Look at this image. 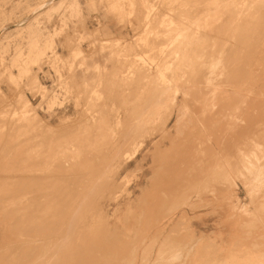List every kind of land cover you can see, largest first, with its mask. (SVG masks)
<instances>
[{
  "label": "rangeland",
  "instance_id": "rangeland-1",
  "mask_svg": "<svg viewBox=\"0 0 264 264\" xmlns=\"http://www.w3.org/2000/svg\"><path fill=\"white\" fill-rule=\"evenodd\" d=\"M71 1L53 9L51 5L55 1L45 4L48 0H0V29L5 28L0 33V67L3 65V70L2 67L0 69V125L4 123L0 128L6 132L0 129V136L6 140L0 137V264H38L35 256L38 253L39 258L47 257L52 250L49 246H54L55 264H223L222 259L232 257L253 258L257 264H264V123L256 132L246 129L251 121L264 122V110L254 111L247 105L246 100L254 96L231 97L230 94L232 90L239 89L232 82L238 71L246 70L248 77L252 73L251 81L264 82V0H229L228 7L226 0H74L76 6L70 8ZM111 3H120L122 11L119 15L114 13ZM240 4L247 10L242 12L245 19L235 14ZM217 5L221 6H218V11ZM206 6L211 13L216 9V19L205 15ZM193 9L197 10L196 16ZM224 9H228L224 11L226 15L220 16ZM187 10L193 11L192 18L197 17L198 20L202 15H205L202 18L209 19L212 16V21L216 20L214 25L218 27L232 17L242 21L239 25L234 23L238 26L232 29L229 23L226 24L231 33L224 28L223 35L221 28L222 37L221 34L216 36L215 50L202 54L197 62L193 52L188 60L191 63H185L189 58L186 54L188 49L178 46V49L182 47V58L187 57L184 58L186 61L172 60L171 57V62L164 63V67L167 66L162 72L166 76L172 73L170 76L173 75L172 81L176 84H192L190 87L178 86L176 93L170 87L165 91L157 85L158 75L151 68L164 55L166 59L167 50H173L170 51L172 46L168 47L172 43L171 34L175 38L180 33L186 37L183 42L187 41V27L192 19L190 11V16L186 17ZM181 11H187L186 15ZM106 20L113 21L115 32L106 28ZM170 27L181 30L175 28L173 31ZM153 35L159 36L155 38ZM104 39L111 42L109 46L111 44L112 49L106 44V48L100 45ZM222 41L228 42L225 47L221 46ZM148 42H155L157 46L150 47ZM231 44L234 47L229 50ZM222 47L227 49L222 50ZM75 51L78 54L75 55ZM159 51H163V57H158L161 55ZM35 53L38 58L33 61ZM179 61L185 64V72L181 75L177 67L182 68L183 63ZM142 64L149 68V77L143 80L136 78V69ZM138 80L139 84L142 83L140 88ZM215 85H220L229 94L221 98V95L212 94L207 99L200 96L202 90L210 91L209 88ZM187 87L190 92L200 95L185 96L182 91ZM37 93L43 95L41 98L45 102H39L40 97L35 96ZM20 97L19 101L16 100ZM161 97L165 98L164 101ZM200 97L206 101L199 103L197 111L191 105L188 108L183 105L181 123L192 121V118L196 122L203 121L204 116L210 118L213 115V121L217 123L213 130L188 129L186 134L181 132L171 142L165 140L163 144L153 146L151 142L156 135L153 129L139 137L136 155L128 165L123 164L125 160L120 159L119 154L123 149L132 150L131 147L126 148L124 140L136 135V131L133 132L136 125L131 126L136 124V108L145 107L147 103L146 107H150L155 104L153 100L157 102L160 99V114L168 117L170 125L175 118L174 108L181 101L186 103L184 99L195 101ZM22 99L23 102H31L41 123L50 129L56 128L59 120L66 117L86 118L80 112L84 107L91 112L86 115L102 112L107 120L100 126L75 124L77 126L74 125L73 130H86L82 135L68 136V133L65 136L56 134L53 140L46 136L42 138L37 130L34 132V129L25 127L27 123L21 118L24 123L19 121L23 128L18 129L20 123L14 125L20 117L17 107ZM237 110H241L240 114ZM13 111L16 114L12 118ZM7 132L9 135L15 132L12 133L14 138ZM37 132L40 136L36 135ZM29 137L31 141L35 140L34 144L40 139L39 146L32 144ZM66 137L75 138V143L68 142ZM27 146L30 148L25 149ZM166 159H171L173 165L178 161V172L173 173L174 178L179 173L181 180L175 182V192H171L169 187L165 189L167 183L160 179L163 171L159 165ZM25 166L30 169L27 167L26 171ZM26 175L42 179L36 177L38 180L30 181ZM79 188H89L100 211L90 237L77 239L71 228L58 231L61 216L68 213ZM212 190H215L213 195ZM38 193L42 195L40 198ZM35 194L38 197L36 201ZM32 196L34 198L31 199ZM86 208V204L81 207ZM177 213L181 216L169 226L159 223ZM53 220L54 223L49 224ZM134 221L136 225L131 227ZM122 222L129 223V228L122 229Z\"/></svg>",
  "mask_w": 264,
  "mask_h": 264
},
{
  "label": "bare ground",
  "instance_id": "bare-ground-1",
  "mask_svg": "<svg viewBox=\"0 0 264 264\" xmlns=\"http://www.w3.org/2000/svg\"><path fill=\"white\" fill-rule=\"evenodd\" d=\"M55 1V2H54ZM70 0H48V3H45V4H50V3H52V2H54L52 5H51V7L53 8V9H55V8H57V6H62V5H64V4H67L68 2H69ZM116 1H118V0H116ZM120 1V0H119ZM123 1V0H122ZM223 1V0H222ZM238 1V0H237ZM241 1V0H240ZM239 1V2H240ZM244 2H245V0H243ZM72 3H71V5H69L68 7H74V6H76V3H75V1L73 0V1H71ZM121 2V1H120ZM203 2V1H202ZM220 2V1H219ZM218 2V3H219ZM227 2H229V0H226V3H225V1H224V3H225V5L227 6ZM231 2V1H230ZM233 2H234V0H233ZM233 2H231V3H233ZM207 3V2H206ZM217 3V4H218ZM238 2H236V4H237ZM246 3H248V2H246ZM70 4V3H69ZM112 4V3H111ZM207 4H209V3H207ZM206 4V5H207ZM234 4V3H233ZM245 4V3H244ZM124 5V4H123ZM202 5V4H201ZM203 5H205L204 3H203ZM220 5V4H219ZM219 5H217V11H218V6ZM221 5H222V3H221ZM228 5L230 6L231 4L230 3H228ZM235 5V4H234ZM241 6H242V4H240ZM239 5V6H240ZM247 5V4H246ZM111 6V5H110ZM199 6V5H198ZM208 6V5H207ZM206 6V7H207ZM233 6V5H232ZM236 6V5H235ZM234 6V7H235ZM238 6V10H236L235 12H237V13H235V14H240V15H242V16H244L243 14L244 13H242L243 11L245 12V11H247L245 8H244V6H240L239 7ZM113 9H114V13L116 14V15H119V13L122 11V9H120L121 7H120V3H113L112 4V6H111ZM197 7V6H196ZM219 7H221V6H219ZM223 7H224V5H223ZM228 7V6H227ZM194 8V7H193ZM200 8V7H199ZM215 8H216V6H215ZM197 9H198V7H197ZM207 9H209L208 7L206 8V10H204V13H205V15H207V16H209V15H212L213 17H214V13H215V11H216V9H215V11L213 12V13H211L209 10H207ZM213 9H214V7H213ZM234 9V8H233ZM235 9H237L236 7H235ZM234 9V10H235ZM190 10H191V8H190ZM189 10V11H190ZM210 10H212V9H210ZM226 10H228V9H224L223 10V12H220V16H222V14H225V12L224 11H226ZM229 10H231V9H229ZM174 11V10H173ZM173 11H171L170 10V12H173ZM184 11V10H183ZM183 11H181V12H183ZM188 11V10H187ZM187 11H185V12H187ZM189 11H188V14L186 15V13L185 12H183V13H185V15H186V17L187 16H190L191 14H192V12L194 11V9H193V11H190L191 13H190V15H189ZM196 11L197 10H195L194 11V16H196ZM200 11H202V9H200ZM206 11V12H205ZM233 12V11H232ZM232 12H230V14H232ZM153 14H154V12H152ZM151 13V14H152ZM202 13V12H201ZM228 14H229V11L227 12ZM234 13V12H233ZM175 14V13H174ZM176 14H178L177 12H176ZM198 14H200L199 12H198ZM197 14V15H198ZM203 14V13H202ZM216 14V13H215ZM246 15H247V13H245ZM161 15V14H160ZM180 15H182V14H180ZM180 15H178V16H180ZM205 15H202V17L203 16H205ZM217 15H218V13H217ZM226 15V14H225ZM240 15H239V18H240ZM192 16L193 15H191V17L190 18H192ZM211 16V18H213ZM233 16V15H232ZM235 16V15H234ZM150 17V16H149ZM154 17V16H153ZM182 17V16H181ZM180 17V18H181ZM184 17V16H183ZM182 17V20L184 19ZM185 17V18H186ZM199 18V20L197 19V17H195V18H192V19H190L189 21H190V25H188V27H187V30H189V32H188V35H189V37H188V39H187V41H185V43L183 42V40H185V39H183L184 37H183V35L182 34H180V33H178L179 34V36H177L176 35V37L174 38V34H171L172 35V40H170V41H172V43L170 42V46H168V47H173V48H171L170 49V51L171 52H169L168 50H167V53H166V59L164 58L165 57V55H164V57L162 56V54L163 53H161V52H163V51H159V53H161V55L160 56H158V57H163L164 59H165V61L164 62H162V60H164L163 58H161L160 59V61H158V63L156 62V64H155V61H154V63H152V64H155V66L154 67H152L151 69H154V71H155V73L158 75L157 76V78L159 79V82H158V86H159V88H161L162 90L163 89H165V91H167V90H169L168 88L170 87V88H173V90H175V93H176V91H177V88H178V86H183V87H185V85L186 86H188V87H190L191 86V84L192 83H181L180 85L179 84H176V82H174V81H172V78H174V77H172V76H166V75H164L163 74V72H162V69L163 68H165L167 65H165V67H164V63L165 62H169L170 60H171V57H172V60H174V58L176 59L177 58V61L178 60H183L184 58H187V57H189L188 59H187V62H185L186 61V59H184L183 61L185 62V63H189L190 61H188L189 59H190V56H191V53H193L194 52V55H193V57H195L196 59L194 60L195 62H197L198 60H199V58H200V56L202 55V54H205V53H207L209 50H212V51H214L215 49H214V45H216L215 44V40H216V36H218V34H221V32H222V34H223V32H224V28H226L225 26H227L228 24L227 23H229L230 24V29H232V27L233 28H236L238 25H239V23H240V21H242V20H239V19H235V17H232L233 19L232 20H229L228 22L227 21H225V22H227V23H225V25H221V26H219L218 27V25L216 24V25H214V23H215V21H212V19L210 18H206V17H204V18ZM219 16H217V18H218ZM226 18H227V16H225ZM230 16H228V18H229ZM238 17V16H237ZM155 18V17H154ZM243 18V17H242ZM148 19H150V18H148ZM148 19H146V21L148 20ZM152 19V18H151ZM221 20L223 19L224 20V18H220ZM230 19V18H229ZM243 19H245V16H244V18ZM165 20V19H164ZM181 20V19H180ZM181 20V21H182ZM185 20V19H184ZM219 20V19H218ZM228 20V19H227ZM239 20V22H237ZM140 21H142V20H140ZM162 21H163V18H162ZM187 21H188V19H187ZM244 21H246V20H244ZM214 22V23H213ZM219 22H220V20H219ZM140 23V22H139ZM142 23H143V21H142ZM145 23V22H144ZM143 23V24H144ZM147 23V22H146ZM184 23H186V22H183V24ZM220 23H222V22H220ZM234 23H237L238 25H235L234 26ZM227 24V25H226ZM163 25H166V24H163ZM168 25V24H167ZM181 25H182V23H181ZM186 25V24H185ZM184 25V26H185ZM11 26V25H10ZM148 26H149V23H148ZM159 26V25H158ZM224 26V27H223ZM7 27H9V26H7ZM6 27V28H7ZM165 27V26H164ZM164 27L162 26L161 28L162 29H164ZM168 27H169V25H168ZM179 27H180V24H179ZM183 27V26H182ZM181 27V28H182ZM228 27V26H227ZM4 28V27H3ZM3 28H1L0 29V33L2 32V30H4ZM139 28V27H138ZM137 28V29H138ZM160 28V27H159ZM160 28V29H161ZM171 28V27H170ZM176 27H174V29H175ZM222 28V29H221ZM146 29V28H145ZM168 29V28H167ZM173 31H174V29L173 28H171ZM176 29H180V28H176ZM220 29H221V32H220ZM229 29V28H228ZM158 30V29H157ZM156 30V31H157ZM165 30V29H164ZM181 30V29H180ZM225 30H227V28L225 29ZM162 31V30H161ZM166 31V30H165ZM169 31V33H170V30H168ZM168 31H166V32H168ZM177 31H179V30H177ZM228 31H230V33H231V30H227V32ZM164 32V31H163ZM163 32H162V34H163ZM180 32V31H179ZM183 32H186V31H183ZM183 32H181V33H183ZM226 32V33H227ZM143 33V32H142ZM152 33V32H151ZM169 33L167 34L166 33V35L168 36L169 35ZM174 33H176V32H174ZM187 33V32H186ZM225 33V34H226ZM153 34V33H152ZM152 34H150V35H152ZM164 34H165V32H164ZM222 34L220 35L221 37H222ZM149 35V34H148ZM160 35H161V33H160ZM170 35V36H171ZM224 35V34H223ZM153 36H155V38L156 37H158L159 35H153ZM163 36V35H162ZM161 36V37H162ZM166 36V37H167ZM144 38V37H143ZM162 38H164V37H162ZM171 38V37H170ZM186 38V37H185ZM218 38V37H217ZM146 39H147V37H146ZM166 39H169V38H166ZM165 39V40H166ZM159 40V39H158ZM99 42H101L100 40H98ZM97 41V42H98ZM168 43H169V40H166ZM225 41V40H224ZM227 41V40H226ZM229 41V40H228ZM233 41V40H232ZM95 42V41H94ZM93 42V43H94ZM98 42V43H99ZM145 42H146V40H145ZM163 42V41H162ZM166 42V43H167ZM230 42V41H229ZM96 43V42H95ZM97 43V44H98ZM109 43H111L108 39H104V40H102V42H101V44L100 45H102V46H104V44H106L107 46H109ZM161 43V42H160ZM167 43V44H168ZM228 43V42H227ZM226 43V44H227ZM239 43V42H238ZM238 43L236 44V45H238ZM147 44V43H146ZM148 44H149V42H148ZM225 43H223V41H222V45L221 46H223ZM225 44V45H226ZM240 44V43H239ZM140 45V44H139ZM157 46V44H155V42H154V44H153V42L151 43V44H149L148 46H150V47H152V46ZM225 45H224V47H225ZM233 44H231V47H229V50H230V48H232V47H234V46H232ZM235 45V46H236ZM165 46H167V45H165ZM164 45H163V47H165ZM178 46H183V48H187L188 50H186L185 52H186V54H189V56H187L186 54V56L187 57H184V58H182V56L184 55L183 54V49H182V47H181V49H178ZM228 46H230L229 44H228ZM227 46V47H228ZM111 47V44H110V46H109V48ZM145 47V46H144ZM146 47H147V45H146ZM162 47V46H161ZM220 47V46H219ZM227 47L226 48H223L222 47V50H225V49H227ZM100 48V47H99ZM104 48H106L105 46H104ZM113 47H111V49H112ZM133 48H136V47H133ZM140 48H142V47H140ZM149 48V47H148ZM159 48V47H158ZM216 48V47H215ZM143 49V48H142ZM147 49V48H146ZM161 49H163V48H161ZM99 50H101V49H99ZM137 50H138V48H137ZM164 50H166L165 48H164ZM109 51H111V50H109ZM78 52H80V50H78ZM103 51L101 50V53H102ZM141 52H142V50H141ZM140 52V53H141ZM165 52V51H164ZM100 53V54H101ZM110 54H111V52H109ZM116 53V52H115ZM138 53V52H137ZM153 53V52H152ZM261 53V52H260ZM74 54L76 55V54H78L77 53V51H75L74 52ZM109 54V55H110ZM113 54V53H112ZM132 54V53H131ZM142 55H143V53H141ZM140 54V55H141ZM179 55H180V58H178L179 57ZM261 55V54H260ZM259 55V56H260ZM38 56V54H36L35 53V58L34 57H32V59H33V61H35L36 60V57ZM170 56V57H169ZM262 56V55H261ZM75 57V56H74ZM110 57V56H109ZM148 57H149V55H148ZM153 57V56H152ZM262 57H264V56H262ZM38 58V57H37ZM115 58V57H114ZM122 58V57H121ZM132 58V57H131ZM157 58V57H156ZM111 59V58H110ZM116 59V58H115ZM118 59V58H117ZM127 59V58H126ZM138 59V58H137ZM198 59V60H197ZM157 60V59H156ZM261 60V59H260ZM260 60H259V62L258 63H260ZM3 61V60H2ZM110 62H111V60H109ZM176 61V62H177ZM263 61V60H262ZM1 62V61H0ZM80 62V61H79ZM78 62V63H79ZM114 62H116V61H114ZM121 62V61H120ZM171 62V61H170ZM179 62H181V61H179ZM246 62V61H245ZM249 62H251L250 60H249ZM172 63H173V61H172ZM183 62H181L180 64H182ZM191 63V62H190ZM189 63V64H190ZM244 63V62H243ZM1 64H3V62L1 63ZM20 64V63H19ZM117 64V63H116ZM174 64H176V63H174ZM173 64V65H174ZM179 64V65H180ZM188 64V65H189ZM74 65H76V63H75V61H74ZM78 65H80V64H78ZM109 65V64H108ZM114 65H115V63H113L112 64V67L114 68ZM183 66H181L182 68H180V69H182L181 71H180V69H179V67H177L176 65V67L178 68V70H179V72H181L180 73V75L183 73V72H185V68H184V63L182 64ZM246 65H247V63H246ZM245 65V66H246ZM257 65H261V64H257ZM22 66V65H21ZM111 66V65H110ZM170 66H172L171 64H170ZM174 66V67H175ZM243 66V65H242ZM244 66V67H245ZM2 67V70H3V65L1 66ZM1 67H0V69H1ZM76 67V66H75ZM92 67H96V66H92ZM176 67H175V69H176ZM263 67V66H262ZM77 68H78V66H77ZM108 68H109V66H108ZM113 68H111L110 67V70L111 69H113ZM241 69H242V67H240ZM246 68V67H245ZM260 68H261V66H260ZM79 69V68H78ZM91 69V68H90ZM263 69V68H262ZM1 70V71H2ZM77 70V69H76ZM177 70V69H176ZM236 70H239V69H235V71ZM245 70V69H244ZM243 70V71H244ZM261 70V69H260ZM0 71V72H1ZM109 71V70H108ZM111 71H113V70H111ZM111 71H109L110 73H111ZM251 71V70H250ZM250 71H248V72H250ZM4 72V71H3ZM246 70L244 71V72H240V71H238V72H236L237 74L236 75H233V77H234V79H232V80H234V81H232V82H235L236 83V85L238 86V88L239 89H235V90H232L231 92H230V94H231V97H237V96H254L255 98H253V99H247L246 101H248V106L252 109V110H258V111H261V110H264V82L262 81H260V82H254V81H251V79H252V73H250L251 75H249V77H248V75L246 74ZM109 73V74H110ZM242 73H244V76L242 75ZM105 74H107V73H105ZM104 74V75H105ZM173 74H174V71H173ZM2 75V74H1ZM0 75V76H1ZM107 76V75H106ZM93 77V76H92ZM149 77V68L148 67H146L145 66V64H142V65H140V66H138L137 67V69H136V78H140V79H147ZM176 77V76H175ZM262 77V76H261ZM103 78V77H102ZM106 77H104V80H106L105 79ZM112 78V77H111ZM230 78V77H229ZM262 78H264V75H263V77ZM261 78V79H262ZM139 79V80H140ZM236 79V80H235ZM247 79H249L248 81H247ZM260 79V78H259ZM260 79V80H261ZM92 80V79H91ZM96 80V79H95ZM94 80V81H95ZM98 80H99V78H98ZM100 80H102V79H100ZM137 81V83L138 82H140V81ZM174 80V79H173ZM244 80H245V82H244ZM263 80V79H262ZM93 81V80H92ZM106 83H107V80L105 81ZM98 83V82H97ZM99 83H101V82H99ZM98 83V84H99ZM97 84V85H98ZM139 84V83H138ZM140 84H142V83H140ZM139 84V88H140V85ZM196 84V83H195ZM234 84V83H233ZM104 85L107 87V89H108V86L104 83ZM109 85V84H108ZM156 85V86H157ZM157 86V87H158ZM227 86V85H226ZM225 86V87H226ZM138 87V86H137ZM152 87H153V85H152ZM154 87H155V85H154ZM188 87H187V89L185 90H183L182 91V93L185 95V96H194L195 94L197 95H200L198 92H190L189 91V89H188ZM235 87V86H234ZM233 87V88H234ZM12 88V87H11ZM156 88V87H155ZM218 88V89H217ZM226 88H228V87H226ZM153 90H154V88H152ZM160 89V90H161ZM217 89V90H216ZM158 90V89H157ZM159 90V91H160ZM209 90L210 91H204L203 92V90L201 91V97L203 96L204 98H209L210 96H213L212 94H214V95H221L219 98H221L222 97V95H227V94H229V93H226V90H223L222 88H221V86L220 85H215L213 88H209ZM155 91V90H154ZM172 91V90H171ZM162 92V94L161 95H164L163 94V91H161ZM223 92H225V94L223 93ZM16 93V92H15ZM19 93V92H18ZM17 93V94H18ZM150 93V92H149ZM148 93V94H149ZM151 93H152V90H151ZM165 93V92H164ZM171 93V92H170ZM178 93V92H177ZM16 94V95H17ZM153 94V93H152ZM151 94V95H152ZM155 94H156V92H155ZM154 94V95H155ZM160 94V93H159ZM168 94V93H167ZM20 95V94H19ZM10 96V95H9ZM35 96H39L40 97V100H39V102L40 103H42L43 101L45 102V99H42L41 97L43 96H41V94H39V93H37V94H35ZM148 96V95H147ZM158 96V95H157ZM23 97V96H22ZM145 97V96H144ZM150 97V96H149ZM155 97H156V95H155ZM159 97V96H158ZM167 97V96H166ZM201 97H200V100H191V99H184L185 100V102L186 103H184V102H180L179 103V105L178 106H176L175 108H174V112H175V118H174V120H173V122H172V124H170L169 125V119H168V117H162L161 116V114H160V104L159 103H161V101L160 102H158L159 100H157V102H156V100L154 101L153 100V103L155 102V104L154 105H150V107H146V105L148 104L149 105V103H145L146 105H145V107H143L142 105H141V107L140 108H136V115H134L135 117H136V124H132L131 126H133V127H135V125H136V130H133V132L134 131H136L135 132V137H134V135L133 134H131V135H133V137H131V139L130 138H128V140L126 141V140H124V137H122L123 139H122V141L124 140L125 141V146H126V148L128 147H131L132 148V150L131 151H129V149H123L122 150V152L119 154L120 155V159H124L125 161H124V165H128L130 162H131V160L134 158V156L136 155V152H137V149H138V147L136 148V144L138 143V141H139V137H141V136H143L144 134H146V132H148V131H151V130H153L154 129V132H155V138H154V140L151 142V144L153 145V146H156V145H161V144H163L164 142H165V140H167V141H169V142H171L172 141V139H174L175 137L177 138V135L178 134H180L181 132H184L185 134L187 133V130L188 129H192L193 130V128H197V129H205V130H210V129H212L213 130V128L215 127V126H217V123L215 122V121H213V115H212V117H208V116H204L203 117V121L202 120H198L197 122H196V120L194 121V119L192 118V121H187L185 124H183L182 125V112H183V105H186V107L188 108L189 107V105H191V107H192V109H194V111H197L198 109H199V103L201 102V103H205V101L206 100H202L201 99ZM202 97V98H203ZM87 98V97H86ZM148 98V97H147ZM152 98H154V97H152ZM157 98V97H156ZM155 98V99H156ZM160 98V97H159ZM242 98V97H241ZM246 98H248V97H246ZM18 99V101H19V99H21V97L20 98H16V100ZM144 99H146V98H144ZM149 99V98H148ZM147 99V100H148ZM158 99V98H157ZM161 99H163L162 97H161ZM165 99V98H164ZM164 99L162 100V101H164ZM244 99V98H243ZM183 100V101H184ZM151 101H152V99H151ZM191 101H193V103H191ZM242 101V100H241ZM245 103H246V101L245 100H243ZM242 101V102H243ZM249 101H250V103H249ZM20 102H21V104H20ZM19 102V106L17 107L18 109H17V111L19 112V119H18V117L16 118V119H18V120H15V119H13V121L15 120V121H17L18 123H16V124H14V125H19V123H20V125H19V128L18 129H20L22 126H21V122L20 121H26L25 123H27L26 125H25V127L26 126H28L29 128H31V129H34V132H35V130H37L42 136V138H45V136L46 137H48V139L49 138H51V140H53L54 139V137L53 136H55L56 134H58V135H66V134H68V136L71 134V135H75V134H80L81 133V135H82V133H85L86 132V130H85V132H80V131H78V130H73L72 128L74 127V125L75 124H85V125H87V126H100V125H103V124H105L106 123V120H107V117H106V115H104V114H102V112H101V114H96V112L94 113V114H92V115H86V113L88 114V113H91V112H88V108H86V107H84L83 108V110H81L80 112H82L83 114H85V116L84 117H86V118H80V119H76V117H75V119H74V117H73V119H71V118H69V117H66L65 119H63V120H59V122H58V124H57V126H56V128H54V129H50V128H47V127H45L42 123H41V119H40V117H39V115H38V113L36 112V110L34 109V107H32V104H31V102L29 101V100H25L24 102H23V99H22V101H20ZM23 102V103H22ZM87 102H88V99H87ZM86 102V103H87ZM143 102V101H142ZM196 102V103H195ZM239 102V101H238ZM16 103V102H15ZM40 103H38L39 105H41ZM240 103V102H239ZM107 104V103H106ZM150 104H152L151 102H150ZM241 105H242V103H240ZM8 105H10L9 107H11V104H8ZM14 105V104H13ZM140 105V104H139ZM144 105V104H143ZM246 105V104H245ZM204 106V105H203ZM237 106H239L238 104H237ZM236 106V107H237ZM244 106V105H243ZM8 107V106H7ZM14 107V106H13ZM13 107H11V108H13ZM100 107V106H99ZM137 107V106H136ZM222 107H224V106H222ZM235 107V106H234ZM240 108V107H239ZM6 108H4L3 110H5ZM14 109H15V107H14ZM99 109V108H98ZM226 109V108H225ZM236 109V108H235ZM246 109H247V107H246ZM16 110V109H15ZM203 110V109H202ZM243 110V109H242ZM16 111V112H17ZM134 111V110H133ZM234 111V110H233ZM238 111V110H237ZM236 111V112H237ZM239 112H241V110H239L238 111V113ZM13 113H14V115H13ZM132 113H134V112H132ZM231 113H233V112H231ZM10 114V113H9ZM15 112L13 111L12 112V118L15 116ZM235 114V113H234ZM240 114V113H239ZM18 115V114H17ZM236 116H237V114H236ZM235 116V117H236ZM11 117V116H10ZM135 117H133V118H135ZM238 117V116H237ZM20 118L22 119V120H20ZM234 118V115H233V117H232V119ZM240 118V117H239ZM10 119V118H9ZM211 121H210V120ZM230 119V118H229ZM231 119V120H232ZM20 120V121H19ZM133 120V119H132ZM235 120V119H234ZM7 121V120H6ZM10 121V120H9ZM22 121V122H23ZM12 122V121H11ZM1 123V122H0ZM24 123V122H23ZM23 123H22V125H23ZM233 123V122H232ZM263 123L264 122H253V121H251V122H249V124L247 125V127H246V129L248 130V131H259V127L261 126V125H263ZM9 125L10 124H12V123H8ZM130 124V123H129ZM231 124V123H230ZM239 124V123H238ZM2 125H4V123H2ZM2 125H0V127L2 126ZM6 125V124H5ZM13 125V124H12ZM13 125V126H14ZM7 126V125H6ZM24 126V125H23ZM75 126H77V125H75ZM228 126V125H227ZM237 126V125H236ZM8 127H10V126H8ZM16 127V126H15ZM15 127H14V129H15ZM4 128H6L7 129V127H4ZM23 128V127H22ZM71 128V129H70ZM132 128V127H131ZM130 128V129H131ZM1 130H3V132H5L4 131V129H2V128H0ZM12 129V128H11ZM17 129V130H18ZM30 129V130H31ZM128 129V128H127ZM133 129V128H132ZM7 130H9V128L7 129ZM13 130V129H12ZM12 130H10V131H12ZM17 130H15V131H17ZM96 131V130H95ZM99 131V130H98ZM3 132H1V134L3 133ZM28 132H29V130H28ZM27 132V133H28ZM33 132V133H34ZM38 132H37V134L36 135H39L38 134ZM101 132V131H100ZM126 132V131H125ZM125 132H123V134H125ZM6 133V132H5ZM4 133V134H5ZM8 133V136L9 137H13V134L12 133H14L15 134V132H10V135H9V132H7ZM32 133V132H31ZM30 133V134H31ZM94 133V132H93ZM93 133H91V134H93ZM127 133V132H126ZM128 133H129V130H128ZM127 133V134H128ZM130 133H132V132H130ZM29 134V133H28ZM100 134V133H99ZM175 134V135H174ZM20 135V134H19ZM35 135V136H36ZM70 135V136H71ZM94 135V134H93ZM92 135V136H93ZM16 136H17V134H16ZM31 136V135H30ZM34 136V135H33ZM32 136V137H33ZM40 136V135H39ZM39 136H36V137H39ZM44 136V137H43ZM122 136V135H121ZM124 136H126V135H124ZM128 136V135H127ZM1 137V136H0ZM11 137V138H12ZM27 137V136H26ZM25 137V138H26ZM56 137H57V135H56ZM6 139L8 138V137H5ZM14 138V137H13ZM12 138V139H13ZM35 138V137H34ZM127 138V137H126ZM231 138V137H230ZM1 139L3 140V138L1 137ZM23 139V138H22ZM22 139H20V140H22ZM30 139V140H29ZM33 139V138H32ZM79 139V138H78ZM88 138L86 137V140H87ZM5 140V139H4ZM3 140V141H4ZM28 140L29 141H31V138L29 137L28 138ZM37 140V139H36ZM40 140V139H39ZM38 140V141H39ZM66 140L68 141V142H74V140H76L75 138L74 139H72L71 137H66ZM2 141V142H3ZM6 141V140H5ZM10 141V140H9ZM13 142H14V140H12ZM28 141V142H29ZM35 141V140H34ZM34 141H31L32 142V144H34ZM36 142L35 144H38L39 142ZM20 142V141H19ZM44 142V141H43ZM42 142V143H43ZM87 142V141H86ZM12 143V142H11ZM17 143V142H16ZM22 143L24 144H26V142H24V140H22ZM40 143H41V141H40ZM39 143V144H40ZM75 143V142H74ZM3 144H5L4 142H3ZM23 144L21 145V144H19V145H21V146H23ZM24 144V145H25ZM28 144V143H27ZM32 144H30V145H32ZM34 144V145H35ZM39 144L37 145V146H39ZM44 144V143H43ZM16 145V144H15ZM14 145V146H15ZM29 145V144H28ZM29 145V146H30ZM46 145V144H45ZM3 146V145H2ZM7 146V145H6ZM29 146H27L25 149H27V148H30ZM36 147V146H35ZM51 147H53V149H54V146H51ZM1 148V147H0ZM2 148H4V146L2 147ZM24 148V147H23ZM130 148V149H131ZM50 149V148H49ZM52 149V150H53ZM55 150V149H54ZM4 151V150H3ZM26 151V150H25ZM27 151H29V149L27 150ZM48 154H50L49 152H47ZM52 153V152H51ZM42 155H44V154H42ZM2 157H3V155H2ZM24 157V156H23ZM23 157H21V158H23ZM39 157V156H38ZM20 158V159H21ZM37 158V157H36ZM36 158H33V160L34 159H36ZM40 158V157H39ZM27 159V158H26ZM26 159H24V160H26ZM30 159L32 160V157H30ZM119 159V160H120ZM23 160V159H22ZM23 160V161H24ZM28 160V159H27ZM179 160V159H178ZM14 161H17V160H15L14 159ZM13 161V162H14ZM41 161H39V163H40ZM29 164H31L30 162H28ZM177 163H178V161H176V163L173 165V162H172V160L171 159H166V160H164L162 163H161V165H159V167H160V169H162V171H163V174L160 176V179L162 180V181H164V182H166L167 184L165 185V189L166 188H171V192H175V190L176 189H174L173 190V187H174V185H175V182L178 180V179H180L181 180V175H179V173H178V175H177V177L176 178H174V171H176V172H178V166H177ZM15 164H17L16 162H15ZM19 164V163H18ZM20 164H21V161H20ZM19 164V165H20ZM25 164H27L26 163V161H25ZM41 164V163H40ZM122 164V165H123ZM28 165V164H27ZM34 165V164H33ZM36 165V164H35ZM37 165H38V163H37ZM16 166V165H15ZM30 166V165H29ZM32 166V165H31ZM26 167V166H25ZM28 167V166H27ZM27 167L26 168H24L25 170L27 169ZM36 167V166H35ZM34 167V168H35ZM29 168V167H28ZM215 168H216V166H214L213 167V170H214V172H216L217 173V169L215 170ZM30 169V168H29ZM28 169V170H29ZM37 169V168H36ZM38 169H39V167H38ZM41 169V168H40ZM40 169H39V172H40ZM32 170V169H31ZM24 171V170H23ZM27 171V170H26ZM26 171H24V172H26ZM30 171V170H29ZM33 171V170H32ZM36 171H38V170H36ZM205 171V170H204ZM23 172V173H24ZM214 172H212L213 174H214ZM28 173V172H27ZM37 173V172H36ZM44 173V172H43ZM52 173V175H54V174H56V172H51ZM51 173H49V176H50V174ZM77 173H78V171H77ZM203 174H205V173H203ZM38 175V174H37ZM40 175V174H39ZM211 175V174H210ZM27 177H29V179L28 180H32V179H35L37 176L36 175H34V176H36L35 178L33 177V178H30V176H28V175H26ZM33 176V175H32ZM41 176V175H40ZM39 176V177H40ZM39 177H37V178H39ZM208 177H209V175H208ZM211 177H212V175H211ZM36 178V179H37ZM41 178V177H40ZM39 178V179H40ZM42 179V178H41ZM30 180V181H31ZM38 180V179H37ZM60 181H62V180H60ZM38 182V181H37ZM148 182V184H150V181H147ZM178 186H179V184H178ZM106 187H107V185H106ZM178 188V187H177ZM214 191L215 190H212L211 191V193H212V195L214 194ZM179 192V191H178ZM32 194V193H31ZM37 194V193H36ZM35 194V198L33 197L34 196V194H33V196L31 197V199L32 198H34L35 199V201H36V198H38L37 197V195ZM38 195H39V198H40V196H42L41 195V193H38ZM30 196V195H29ZM30 198V197H29ZM45 198V197H44ZM30 200V199H29ZM39 201V200H38ZM38 203V202H37ZM36 203V204H37ZM84 204H86V206H87V208L86 209H81V207H82V205H84ZM88 207H90V208H88ZM38 208V207H37ZM159 209V208H158ZM161 209H162V207H161ZM99 209H98V201H97V199L95 200V199H93V197H92V195L89 193V188H85V190L84 189H82V188H79V190L77 191V193L75 194V196L73 197V199H72V202H71V204L69 205V209H68V213L66 214V213H64V215H62L61 216V220H60V227H59V231L58 232H60V230L63 228L64 230H68V229H70L71 228V231H72V233L76 236V238L77 239H80V238H85V236L86 237H88L89 236V233H90V231H91V228H92V226H93V223H94V221H97V220H95L96 219V217L98 216V214H99ZM149 211H151V209L149 208ZM181 216V214L179 213H177V214H172L171 216H167L164 220H161V221H159V223L160 224H163V225H167V226H169L171 223H173V222H175V221H177V219H178V217H180ZM35 220V219H34ZM38 220V219H37ZM41 221V220H40ZM40 221H39V223H40ZM54 221L55 220H53V222L51 223V221H49L50 223L49 224H53L54 223ZM42 222V221H41ZM46 223V222H45ZM43 224V223H42ZM47 224V223H46ZM49 224H48V226H49ZM40 225H41V223H40ZM45 224H43V226H44ZM136 225V221H134L133 222V224L131 225V227H133V226H135ZM51 227V226H50ZM49 227V228H50ZM129 228V223H127V222H122V225H121V228L122 229H124V228ZM54 232V231H53ZM63 235H61L60 237H62ZM39 237H42V235L41 236H39ZM52 237V236H51ZM90 237V236H89ZM49 238V237H48ZM37 239V238H36ZM35 239V240H36ZM47 239V238H46ZM50 239V238H49ZM53 241L55 240V238H51ZM70 239V238H69ZM38 240V239H37ZM57 240H58V236H57ZM200 239H198V241H199ZM48 241V240H47ZM50 241V240H49ZM52 241V244L54 245V242ZM56 241V240H55ZM34 242V241H33ZM36 242V241H35ZM51 242V241H50ZM49 247H52V250L50 251V253H47V255L48 256H51L50 258L47 256H43V257H38V255H40V254H38L37 253V255L35 256L36 257V262L38 261V264H55V262H57L55 259H53V255H54V246H49ZM47 249V248H46ZM49 252V251H48ZM44 254H46V253H44ZM41 255H42V253H41ZM34 256H33V258H35ZM35 260V259H34ZM31 263V262H30ZM221 263H223V264H257V262H255V260L253 259V258H243V259H239L238 257L237 258H235V257H232V258H224V259H222V261H221ZM35 264V263H34Z\"/></svg>",
  "mask_w": 264,
  "mask_h": 264
},
{
  "label": "crops",
  "instance_id": "crops-1",
  "mask_svg": "<svg viewBox=\"0 0 264 264\" xmlns=\"http://www.w3.org/2000/svg\"><path fill=\"white\" fill-rule=\"evenodd\" d=\"M105 25H106V28H108L109 30L114 31V32L116 31V25L113 24L112 20H106Z\"/></svg>",
  "mask_w": 264,
  "mask_h": 264
}]
</instances>
